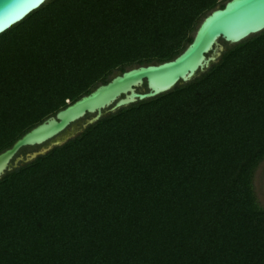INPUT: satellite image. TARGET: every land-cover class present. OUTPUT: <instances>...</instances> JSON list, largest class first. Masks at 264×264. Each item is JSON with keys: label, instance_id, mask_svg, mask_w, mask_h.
<instances>
[{"label": "trees", "instance_id": "1", "mask_svg": "<svg viewBox=\"0 0 264 264\" xmlns=\"http://www.w3.org/2000/svg\"><path fill=\"white\" fill-rule=\"evenodd\" d=\"M226 1L46 0L0 34V152L112 74L172 60ZM220 43L202 74L0 178V264H264V30Z\"/></svg>", "mask_w": 264, "mask_h": 264}, {"label": "water", "instance_id": "2", "mask_svg": "<svg viewBox=\"0 0 264 264\" xmlns=\"http://www.w3.org/2000/svg\"><path fill=\"white\" fill-rule=\"evenodd\" d=\"M46 0H0V34L40 7ZM264 30V0H228L197 25L190 42L172 60L114 73L105 84L67 104L0 152V178L32 162L80 134L101 117L137 101L151 99L186 83L218 61L226 45H234ZM144 85V88L142 87ZM88 116L85 118V116ZM80 122L73 132L71 126ZM69 129L66 136L61 134ZM36 150L18 154L24 147Z\"/></svg>", "mask_w": 264, "mask_h": 264}, {"label": "rangeland", "instance_id": "3", "mask_svg": "<svg viewBox=\"0 0 264 264\" xmlns=\"http://www.w3.org/2000/svg\"><path fill=\"white\" fill-rule=\"evenodd\" d=\"M78 124V122L73 124V131L71 133L74 132ZM68 132L69 130L64 131L61 136H66ZM251 186L257 204L261 207H264V160L261 161L254 170L251 180Z\"/></svg>", "mask_w": 264, "mask_h": 264}, {"label": "flooded vegetation", "instance_id": "4", "mask_svg": "<svg viewBox=\"0 0 264 264\" xmlns=\"http://www.w3.org/2000/svg\"><path fill=\"white\" fill-rule=\"evenodd\" d=\"M80 122H81V121H80ZM80 122H78V123L80 124ZM79 124L77 125V127L75 128V130L79 127ZM72 126H73V125H72ZM72 126H71V128H73ZM67 130H69V129H67ZM71 130H72V129H71ZM75 130H74V131H75ZM72 131H73V130H72Z\"/></svg>", "mask_w": 264, "mask_h": 264}]
</instances>
